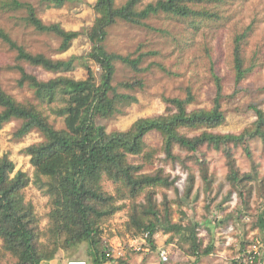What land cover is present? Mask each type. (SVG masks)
<instances>
[{
	"label": "rangeland",
	"instance_id": "rangeland-1",
	"mask_svg": "<svg viewBox=\"0 0 264 264\" xmlns=\"http://www.w3.org/2000/svg\"><path fill=\"white\" fill-rule=\"evenodd\" d=\"M20 1L32 4L44 24L60 25L66 31L81 33L71 47L63 52L60 50V37L39 32L24 21L25 10L8 12L0 8V30L8 33L27 52L44 55L55 61L74 60L69 71L49 72L19 61L16 51L0 39L2 89L18 102L37 105L57 130L65 129L64 118L56 113L60 103H42L29 86L20 87L21 73L16 66L21 65L29 74L46 82L60 76L74 80L87 79L88 70L84 61L92 46L86 31L92 28L97 18L94 9L97 0H69L62 6L39 0ZM127 1L116 0V5L122 6ZM157 1L144 0L140 8ZM205 7L216 11L218 20L200 19L197 26L193 27L191 20L158 14L148 18L144 26L118 22L109 29L105 42L108 52L132 55L133 58L141 53L148 55L142 61L143 70L140 74L121 62L116 63L114 86L119 93L135 97L136 102L121 105L112 118H98V125L105 126L109 133L127 131L139 119L165 114L169 107L166 98L186 99L190 94L193 102L189 110H209L216 97L214 75L223 81L225 98L222 109L225 122L209 132L239 135L256 121L253 107L264 109V0H224ZM249 27L251 30L244 45V56L246 66L253 70L237 85L233 66L234 41L236 35ZM89 64L99 81L100 67L92 61ZM134 78L142 79L143 88L125 90L120 85ZM21 125L22 121L12 120L0 127V157L7 155L15 164V172H26L34 179V167L26 150L44 142L45 137L38 130L20 137L17 132ZM182 133L193 137L202 131L182 130ZM145 141L146 150L156 152L153 164L145 162L143 157L131 156L133 163H146L144 171L148 173L163 168L170 176L169 179L174 181L170 188H157V202L162 204L166 196L172 207L171 221L194 231L201 246L200 253L209 247H213V251L209 255H193L192 240L186 241L179 235L165 234L163 231L155 235L157 248L153 250L147 235L133 236L129 232L130 202L125 201L122 202L124 208L103 228L102 246L114 259V264H237L234 257L239 247L246 245L253 237H260L264 241V225H260L264 213V142L261 139L249 142L250 157L244 147L231 146L241 173L258 172L257 180L250 183L252 196L247 198L242 197L240 191L234 190L228 181L226 158L220 149L208 146L201 149L211 175L212 186L207 190L204 177L192 160H187L188 168H185L179 162L173 163L166 159L159 133L149 134ZM174 152L182 158L188 155L178 146ZM192 182L194 189L188 197L186 190ZM103 186L105 190L115 193V186L110 181H103ZM25 196L27 201L34 204L41 219V227L46 231L49 224V197L34 182L25 190ZM138 201L142 202L143 197ZM1 245L0 240V249ZM162 250H166L169 255L166 263L161 259ZM54 260H58V264H67L73 260H85L93 264L86 242L70 251L60 250ZM16 261L9 253L2 258L3 264H14Z\"/></svg>",
	"mask_w": 264,
	"mask_h": 264
},
{
	"label": "trees",
	"instance_id": "trees-1",
	"mask_svg": "<svg viewBox=\"0 0 264 264\" xmlns=\"http://www.w3.org/2000/svg\"><path fill=\"white\" fill-rule=\"evenodd\" d=\"M39 1L62 6L69 0ZM143 1L128 0L124 5L117 6L116 0H97L94 7L97 18L92 28L86 31L92 46L84 61L88 70L87 79L74 80L60 76L46 82L29 74L21 65L16 66L21 73L20 87L29 86L42 103H60L56 113L64 118L65 129L57 130L37 105L18 102L0 85V127L12 120H20L22 125L17 132L18 136L38 130L45 137L44 142L26 150L34 167V179L26 172H15V164L7 155L0 157V264H3L2 258L6 253L17 259L14 264H42L53 261L60 250L70 251L84 242L89 245L93 264H114V259L102 246L103 228L124 208L122 202L125 201L130 202L129 232L133 236L147 235L153 250L157 248L155 235L163 231L165 234L179 235L186 241L192 240L193 255L211 254L213 247L199 252L201 246L190 227L171 221L172 207L166 196L162 204L157 202V188H170L174 185L165 170L161 168L148 173L144 171L146 163L135 164L131 159V156L143 157L145 162L153 164L156 152L147 151L145 141L153 132L161 135L162 150L167 160L179 162L185 168H188L187 160H192L199 167L207 190L212 186L211 175L201 149L205 146L220 149L226 158L227 179L233 189L240 191L242 197L252 196L250 183L257 180L258 172L254 170L252 173H241L232 147H244L250 157L249 142L254 139L264 142V109L253 107L257 119L239 135L209 132L225 122L222 109L224 86L217 75H214L216 97L209 110H189V105L193 102L190 94L186 99L166 98L169 107L165 114L139 119L124 132L109 133L105 126L97 124L98 118H112L121 105L136 102L135 97L119 93L114 86L116 63L121 62L140 74L143 70L142 61L148 55L141 53L133 58L132 55L108 52L105 42L112 26L118 22L144 26L151 16L165 14L191 20L192 26L196 27L200 19L218 20V13L205 6L224 0H158L140 8ZM0 8L8 12L25 10L24 21L39 32L60 37V50L63 52L81 36L80 32L66 31L60 25L44 24L30 3L0 0ZM250 28L236 35L234 41L233 66L237 85L253 70L246 66L244 56V45ZM0 39L11 50L16 51L19 61L33 67H41L54 73L72 68L73 59L55 61L44 55H33L18 45L4 30H0ZM89 61L100 67L99 81ZM120 85L125 90L143 88L141 78L124 81ZM182 130L202 133L190 137L182 133ZM177 146L188 155L182 158L175 154ZM105 180L115 186V193L105 190ZM32 182L49 197V224L46 231L41 227V219L34 204L26 200L25 190ZM193 189L192 182L186 190L188 197ZM140 197H143L142 202L138 201ZM260 225H264V213Z\"/></svg>",
	"mask_w": 264,
	"mask_h": 264
},
{
	"label": "built area",
	"instance_id": "built-area-1",
	"mask_svg": "<svg viewBox=\"0 0 264 264\" xmlns=\"http://www.w3.org/2000/svg\"><path fill=\"white\" fill-rule=\"evenodd\" d=\"M162 262L169 260L166 250L161 251ZM237 264H264V241L260 237L251 238L246 245L239 247L237 256L234 257ZM67 264H88L85 260H73Z\"/></svg>",
	"mask_w": 264,
	"mask_h": 264
},
{
	"label": "crops",
	"instance_id": "crops-1",
	"mask_svg": "<svg viewBox=\"0 0 264 264\" xmlns=\"http://www.w3.org/2000/svg\"><path fill=\"white\" fill-rule=\"evenodd\" d=\"M42 264H58V260H53L50 262H43Z\"/></svg>",
	"mask_w": 264,
	"mask_h": 264
}]
</instances>
